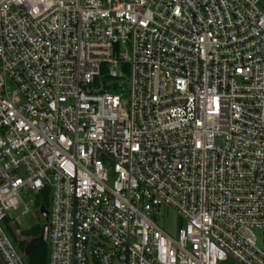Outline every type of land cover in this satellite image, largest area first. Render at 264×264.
<instances>
[{
    "label": "built area",
    "instance_id": "2783aa9c",
    "mask_svg": "<svg viewBox=\"0 0 264 264\" xmlns=\"http://www.w3.org/2000/svg\"><path fill=\"white\" fill-rule=\"evenodd\" d=\"M259 3L0 0V264L23 191L47 264H264Z\"/></svg>",
    "mask_w": 264,
    "mask_h": 264
},
{
    "label": "rangeland",
    "instance_id": "374dc122",
    "mask_svg": "<svg viewBox=\"0 0 264 264\" xmlns=\"http://www.w3.org/2000/svg\"><path fill=\"white\" fill-rule=\"evenodd\" d=\"M259 8L262 13H264V2L260 0ZM127 76L122 80L121 90L118 89L116 94L122 95L123 100L128 99V82ZM124 107V106H123ZM125 108V107H124ZM20 199L22 205H20L16 210H11L8 214L7 221L5 223V228L7 230V234L10 239L13 238V234L18 236L20 240H31V238L35 237L39 230L46 224L43 216L40 213V208L42 206V202L46 201V210L50 208V200L49 198H42L40 195H35L31 191H23L20 195ZM158 227L162 230H165L167 234L175 238L177 229L180 227L181 223L177 219L176 215L170 208H163L160 210L158 219L155 220ZM10 223V226H9ZM7 226V227H6ZM255 237L258 242L260 240V234L258 232H254ZM260 244V243H259ZM26 244L23 243V246ZM48 252V248L46 245L43 246ZM17 249L20 251L23 250L20 246H17ZM29 257V256H28ZM28 257H24V263L28 264ZM220 264H235L232 260L226 258Z\"/></svg>",
    "mask_w": 264,
    "mask_h": 264
},
{
    "label": "water",
    "instance_id": "95a60500",
    "mask_svg": "<svg viewBox=\"0 0 264 264\" xmlns=\"http://www.w3.org/2000/svg\"><path fill=\"white\" fill-rule=\"evenodd\" d=\"M40 213L43 216V219L45 221V223H47L48 221V211L46 209H44L43 207H41L40 209ZM41 233L39 235V237L37 238H33L30 241H22L21 243H25L26 245L23 247L24 249V255L25 257H28L31 252L34 250V248H39V247H43L45 245V241H46V235H47V229H46V224L41 228ZM37 241H39L38 243H36ZM17 245H19V242H16Z\"/></svg>",
    "mask_w": 264,
    "mask_h": 264
},
{
    "label": "trees",
    "instance_id": "16d2710c",
    "mask_svg": "<svg viewBox=\"0 0 264 264\" xmlns=\"http://www.w3.org/2000/svg\"><path fill=\"white\" fill-rule=\"evenodd\" d=\"M262 1L264 2V0ZM46 205H47L46 201H43L41 207L46 209ZM40 233L41 230H39L36 236L33 238L39 237ZM38 242L39 241H37L36 243ZM20 247L23 249L24 247L23 244H21ZM28 258H29L28 264H47L48 252L44 247L34 248V250L31 252Z\"/></svg>",
    "mask_w": 264,
    "mask_h": 264
}]
</instances>
